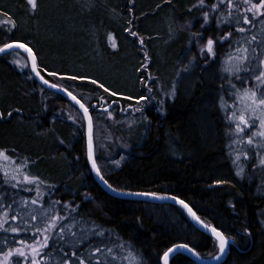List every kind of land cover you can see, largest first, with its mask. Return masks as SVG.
I'll list each match as a JSON object with an SVG mask.
<instances>
[{"label": "trees", "instance_id": "16d2710c", "mask_svg": "<svg viewBox=\"0 0 264 264\" xmlns=\"http://www.w3.org/2000/svg\"><path fill=\"white\" fill-rule=\"evenodd\" d=\"M192 1L35 0L33 9L27 0H0V47L11 42L27 44L44 79L78 93L92 120L97 168L110 186L171 195L184 201L202 223L222 231L228 240V253L217 264H264V149L251 144L247 153H235L240 141L224 118L227 110L220 112L217 103L225 87L215 65L195 71V81L188 89H177L175 98L162 105L157 101L160 108L157 105L156 111L155 105L147 104L150 93L145 72L139 68L142 55L137 38H146L144 47L150 63H157L158 71L178 67L175 53L170 58V47L161 50L164 60L158 67L155 45L160 37L153 36L150 30L155 29L158 16L169 6L176 22L190 21L187 7ZM221 20L217 34L211 36L214 39L222 35L225 26L245 27L246 34L252 36L264 28V15L248 19L249 25L244 19L233 26L227 25L225 18ZM148 23L152 24L148 27ZM119 24L130 26V31L137 33L136 38L121 34ZM106 29H113L121 51H111L104 44ZM211 30L216 31V27ZM240 37L244 38L239 32L232 34L230 39H234L228 50L229 39L220 44L215 49L217 59L227 55ZM258 37L260 44L251 47L257 59L250 64L245 61L248 67L259 66L264 60V33ZM7 55H0V148H6L11 156L28 158L41 180L49 183L52 195L34 199L27 193L23 195L25 206L21 210L14 207L16 200L9 209L6 200L5 206L0 207V224L5 221L8 225H0V254L11 253L6 264H97L107 245H124L137 254L142 264H160L165 250L177 243L192 248L204 259L218 255V242L195 228L177 205L107 194L87 164L84 122L66 119L58 107L68 104L76 109L75 106L61 95L42 89L28 71H19L9 64ZM105 60L114 65L111 74L117 75L110 81L104 79ZM120 68L125 70L121 75ZM239 74L244 76L245 72ZM122 75L131 80L123 81ZM92 79L103 83L109 92L98 82L92 84ZM79 92L90 100L85 101ZM97 97L108 103L109 111L98 109L104 106ZM128 104L143 110L139 124L131 128L120 123L134 117L129 109L126 113L119 111ZM103 123L116 131L131 150L106 155L95 147L101 136L98 132L97 138V131ZM234 157H239L242 164L240 173L234 167ZM10 197L12 200L20 196ZM65 205L67 212L62 209ZM34 207L41 216L45 212L49 219L58 218L54 220L56 224L47 231L45 226L34 227L31 223L39 218L31 211ZM45 236L49 239L47 247L36 245L33 255L27 251V244L30 247L36 240L41 244ZM22 246L23 256L19 255ZM84 252L91 259L83 258ZM169 264L197 263L178 253Z\"/></svg>", "mask_w": 264, "mask_h": 264}, {"label": "rangeland", "instance_id": "374dc122", "mask_svg": "<svg viewBox=\"0 0 264 264\" xmlns=\"http://www.w3.org/2000/svg\"><path fill=\"white\" fill-rule=\"evenodd\" d=\"M73 3H81V1L84 3L85 0H71ZM70 3L73 4V3ZM164 4H167L168 2L161 1ZM170 3V2H169ZM262 3V0H193L191 4L187 7V11L189 12L190 18L187 23V21L183 22V24L178 23L175 21L173 16V11L167 9H163L161 12L162 14L159 15L158 22L154 25L156 31L150 30V32H153L152 35L155 36L156 34L159 35L158 42H156V61L159 63L158 67H160L163 63L164 57L160 56L161 50H167L170 47V58L172 56V52L175 53V55L178 57V67L176 68H169L165 69L163 72L157 70V63L151 62V57L148 55V52L146 51V48L144 47L146 44V38L144 35H141L139 37L140 41H143V44H139V53L142 55L141 60L139 63L143 71L145 72L144 75V81L145 84H147L148 88L147 91L151 94V99L147 104L154 107L153 105H159L163 104V101H165V97H172L173 92L177 89H183L186 91L188 87L191 85V82L195 81V71L201 72L205 68H209L210 65L214 64L217 68V74L218 79L222 80L224 83L225 89H222L221 98L218 99L219 107L221 108L220 112H225L224 118L227 120L228 123L233 127V133L235 135V138L240 141L239 147H236L234 149L235 153L238 155H242L243 152L246 153V149H249L248 140L249 138H252L253 133L258 131H264V128L260 127V120L264 119V110L256 111L255 113H249L248 115L251 116L252 119L256 120L255 126L245 129L243 133H237L236 125L239 122L236 121H229L228 116L232 114L233 111H236V107L234 105V101L236 100V93L244 92L245 89H252L254 88V85L257 84L256 76H258L261 72H264V60L262 59L261 64L259 66H253L248 67L247 63L241 64L240 57L243 55V52L239 55H237V48L243 50L244 48H248V51L250 54H252V46L256 44H260L258 35H263L264 28H262V31H258V35L252 36L249 33L246 34L245 27H238V29H230L229 27H226L222 31V35L218 36L216 39L212 38V35L217 34V29L219 25H221V19L225 18L227 25H235L238 24L240 19L248 18V19H254L256 17H259L261 15H264V7H260ZM82 5V4H80ZM169 5V4H168ZM253 5H256V7H253ZM72 6V5H71ZM95 6V5H93ZM157 7V6H154ZM173 7V6H171ZM112 12V11H111ZM109 19L111 18V13L108 12ZM207 16V21L205 17ZM152 23L146 24L148 27ZM250 22H248V25ZM120 25V24H119ZM213 27H216V31H212L211 29ZM121 34L126 35L128 38H130L132 35H130L131 27H125L121 26ZM243 28L244 32H241L239 29ZM92 30V29H91ZM113 29H106L103 33L104 35V44L113 51L112 44L115 43L116 49L115 52L121 51L119 44L116 39V35ZM131 30V31H130ZM160 30V32H159ZM149 32V30H148ZM234 32H239L241 35L243 34V39L240 37L239 40L233 42V48L228 51V54L221 55L220 58L217 59L215 54V49L219 48L220 44H223L225 41L229 39V42L226 45V48L228 50V47H230V44L232 43L234 38L232 37V34ZM254 32L253 34H255ZM219 34V33H218ZM109 35L112 36V39H109ZM211 37V38H210ZM227 37L225 40L224 38ZM255 38V39H254ZM212 39L213 44V52L214 55L209 54L207 51V43L208 40ZM146 40V41H145ZM96 42V41H95ZM95 42L94 45H95ZM152 45V44H151ZM111 47V48H110ZM95 49V48H94ZM97 48L95 49V51ZM203 50V52H202ZM98 51V50H97ZM117 51V52H118ZM11 52V53H10ZM7 58L14 64V66L22 72H27L29 69V62L26 58V56L19 52V51H9L7 52ZM10 53V54H9ZM130 57V56H129ZM264 57V55H263ZM127 58V57H126ZM183 61V63H182ZM176 62V61H175ZM182 63V64H181ZM181 64V65H180ZM245 66H247V70L245 69ZM102 67L104 70V79L108 81L114 79L117 77V75L113 76L110 72L111 69L114 67V65L107 63L105 60ZM225 67H230L233 69L234 74H230L228 72L224 71ZM124 68V67H123ZM123 68H120V72H124ZM239 68V71L237 69ZM106 71V72H105ZM245 72L244 76H240L239 73ZM237 76L239 78H237ZM149 77H152L153 79H148ZM160 77V81H159ZM123 81H129L131 80L130 77L122 75ZM132 82V81H130ZM234 83V84H233ZM250 84V85H249ZM232 85H235V88H232ZM222 88V87H221ZM151 89V90H149ZM40 93V91H39ZM101 93V92H100ZM83 96V99L85 101L90 100V97L81 94ZM224 94V96H223ZM155 97V99L152 97ZM95 98V97H92ZM101 98L97 97L96 99ZM102 104L104 107H108V103L104 101V99L101 98ZM137 101H140L138 99ZM129 105V104H128ZM158 105V106H159ZM223 105V106H222ZM76 108V107H75ZM160 108V106H159ZM155 111L157 107L153 108ZM59 111L62 113V115L71 121L79 122L83 121V117L81 116V113L79 110L74 107L64 104L62 106H59ZM77 111V112H76ZM142 111H134L133 114L134 117L130 119L129 121H126L124 118L121 120V124H128L126 126H129L130 128L136 124L138 125L139 115L141 116ZM123 112V111H122ZM247 118V117H246ZM85 127V126H84ZM98 132L101 133L99 142H95V147H99L102 149V151H105L106 155H114L118 151L123 150H131L130 146L122 139L121 136L118 135V133L115 131H111V129H107L103 123V126L100 125L99 129L97 131V138H98ZM93 137H94V130H93ZM96 138V139H97ZM237 140H235L237 142ZM244 141V148L241 147V142ZM253 146L260 147L264 149V136L257 135L255 138H253ZM96 149V148H95ZM0 153H4L3 156H0V189L1 194H10V193H16L18 196L16 199H12L9 201L7 208L9 209V204L12 202H15L14 207L21 210V207L25 206V200L24 196L21 198L24 193L32 194V198L34 199H41L43 196L51 198V191L52 188H50L49 183L42 181L40 177L36 174V171L32 169L31 162L28 161V158L23 157H14L11 156L6 148H0ZM7 157V159H5ZM25 177L28 178V180L33 181L32 183H28L25 181ZM15 185V187H13ZM52 186V185H51ZM0 204H3L2 199H0ZM7 209V210H8ZM64 212L68 211V206L65 205L63 208ZM34 214L38 215L39 218L36 219L35 222H32L31 224H34V227H42L45 226L43 229H49L50 225H55L58 218H51L49 219L47 214L44 212L43 216L40 215L39 210L34 207V209H31ZM58 214V211H55V215ZM35 220V219H34ZM54 221V222H53ZM0 225L2 226H8L5 224V221H3ZM37 227V228H38ZM32 229V230H36ZM49 240V239H48ZM45 238L41 240V244L38 243V240L34 241L30 247H28L27 244V251L29 253H32L36 248V245H44ZM120 245V243H119ZM20 252L25 253L24 247L22 246L20 248ZM32 253V255L34 254ZM11 253H2L0 254V260H2L1 263L6 264L5 262L7 259L11 256ZM107 256L110 257L113 263L116 264H142V262L138 259V256L134 253L133 250L128 249L124 245L112 247L111 250L107 253Z\"/></svg>", "mask_w": 264, "mask_h": 264}, {"label": "snow or ice", "instance_id": "6c2138e0", "mask_svg": "<svg viewBox=\"0 0 264 264\" xmlns=\"http://www.w3.org/2000/svg\"><path fill=\"white\" fill-rule=\"evenodd\" d=\"M27 3L32 5L33 9L36 8L35 0H27ZM253 7H256V5H253ZM260 7H264V0H262ZM205 19L207 21V16L205 17ZM248 22H249L248 18H245V23H248ZM239 30L241 32H244L243 28H240ZM130 35L135 37L136 33L130 32ZM109 39L110 40L112 39L111 35H109ZM224 39L226 40L227 37H225ZM141 44H143V41H141ZM213 44H214L213 40L209 39L208 43H207V51L209 54H212V55H214ZM5 47L11 48L12 45L9 44V45H6ZM19 47H24V46L19 45ZM112 47H113V49H115L116 44L113 43ZM2 51H4V49H0V52H2ZM27 51L31 52V49L29 48V49H27ZM241 51L243 52V55L240 57L241 64H244L245 61H248V63L250 64L253 59H257V57L255 55L249 53L248 48H244L243 50L237 48V55H239L241 53ZM202 52H203V50H202ZM32 70H33V72L36 73L37 76H40V72H38L36 70L35 58H33V69ZM244 70H247V66H245ZM224 71L228 72L230 74H234L233 69L230 67H225ZM237 71H239V68L237 69ZM40 78L45 85H49L50 87L56 89L57 86L55 84H49V81L44 79L43 76H40ZM71 78L76 79V77H71ZM237 78H239V77L237 76ZM148 79H153V78L149 77ZM256 80H257V84L254 88L245 89L244 92H242V93L237 91V93H236V100L234 101L236 111H233L232 114L230 116H228V119H229V121H236V120L239 121L236 125L237 133H243L245 131V129H249V128L255 126L256 120L252 119L251 116L248 115L249 113H255L256 111L264 110V72H261L258 76H256ZM90 82L92 84L97 83V81L94 79H92ZM99 86L104 87L102 84ZM232 88H235V85H232ZM57 90H61V89H57ZM149 90H151V89H149ZM104 91L109 92V89L104 87ZM68 95L71 96L73 100H76V97L72 96L71 92H69ZM110 95H116V93H110ZM173 95H174V93H173ZM141 99H144V98L141 97ZM149 99H151V97H149ZM76 102L80 103L79 100H76ZM139 103L140 102L137 101L138 105H139ZM80 107L84 108L85 113L88 112V108H85L83 104H80ZM105 111H108V109H105ZM134 111H140V107H136L134 109ZM109 115H111L110 112H109ZM260 127L264 128V119L260 120ZM90 128H91V123H90ZM257 135L264 136V131H258V132L253 133L252 138H249V140H248V144H252L253 138H255ZM3 155H4V153H0V156H3ZM5 159H7V157H5ZM89 159L93 160L92 167L95 169L96 164H95V161L92 157L91 141H90V145H89ZM237 159H239V157H237ZM262 163H264V161H262ZM237 174L239 175V173H237ZM97 176L100 177L101 180H103V177L100 176L99 170H97ZM25 181L28 183L33 182V181L28 180L27 177H25ZM13 187H15V185H13ZM33 203H35V201H33ZM180 203L183 204V201H180ZM184 207L187 208L188 205L184 204ZM189 212H191V209H189ZM193 215H194V213H193ZM52 226H54V225H50V227H52ZM13 231H15V229H13ZM61 231H63L62 225H61ZM212 231L215 232L216 230L212 229ZM216 234L221 239L220 252H221V254H223L226 250L225 244L227 243V241H225L224 238L221 237L219 233H216ZM47 243H48V237L45 236V241H44L43 247H47ZM185 248H187L186 245H180L176 249H169V251L164 254L165 264H168V259H169L170 254H175L176 252L180 251V249H185ZM187 250L191 251V249H187ZM34 251H35V249H34ZM37 254H39V252ZM19 255L23 256L24 253L19 252ZM216 259H219V257H217ZM33 264H36V262L34 261ZM81 264H84V262L81 261Z\"/></svg>", "mask_w": 264, "mask_h": 264}, {"label": "water", "instance_id": "95a60500", "mask_svg": "<svg viewBox=\"0 0 264 264\" xmlns=\"http://www.w3.org/2000/svg\"><path fill=\"white\" fill-rule=\"evenodd\" d=\"M9 44H11L12 47L11 48H6L5 46L6 45H9ZM19 45H23L24 47H19ZM0 49H4V51L0 52V54H3L5 52L11 51V50L22 52L26 56V58H27V60L29 62L30 70H31V73H32V76L34 77V79L41 86H43V87H45L47 89H50V90H53V91H56V92H59V93L63 94L80 111V113H81V115L83 117L84 123H85V128H86V136L85 137H86L87 160H88V164H89L90 171H91L94 179L96 180V182L108 194L115 195V196H119V197L143 199V200H147V201H150V202H156V203H158V202H171L173 204H176L177 206H179L180 208L183 209V211L186 213V215L188 216V218L190 219V221L192 222V224L197 229H199V230L205 232L206 234H208L209 236H211L213 239H215L216 241H218L220 245H221V239H220V237L217 236L216 233H219L220 236L223 237L225 241H227V243L225 244V249H226L225 252L223 254H221V252H220L218 254V256H217V257H219V259H216L217 257H215L213 259H206V260H204L192 248H190L188 246L185 249H180V252H183V253L187 254L190 258L194 259L198 264H217V263L221 262L225 258L226 254L228 252V240L225 238V236L222 234L221 231L215 229L212 226H206L205 224H203L202 222H200L199 219L196 217V215L195 214L193 215V211L192 210H191V212H189V209H190L189 206L187 208L184 207V204H186L185 202H183V204L180 203V201H182V200H180L178 198H175V197H172V196L157 197V196H154V195L142 194V193H136V192L122 193L120 191H116L113 188H111L107 183H105L106 181L104 179L101 180L100 177L97 176V170H98L97 166L94 169L92 167L93 160H90L89 159V145H90V141H91L92 157L94 159V155H93V142H92V131H93V129H92V121H91L89 112L85 113L84 108H81L80 107V104L81 103H77L76 102L77 99L76 100H73L72 97L68 95V92L66 90H64L63 88H61V87H59V86L56 85L57 87H56V89H54V88L50 87L49 85H45L43 83V81L40 78L41 75L40 76H37L36 73L33 72V70H32L33 69V58H35V56L32 53V51L31 52L27 51V49H29V48L26 47L24 44H22L21 42H12V43H8V44L3 45L2 47H0ZM35 62H36V58H35ZM36 70H37V65H36ZM49 84H51V83H49ZM57 89H61V90H57ZM90 123H91V128H90ZM100 176H101V174H100ZM212 229H215L216 231L213 232ZM180 245H184V244L175 245L171 249H176ZM187 249H191V251H188ZM168 251H166V252H168ZM173 255L174 254H170L169 259ZM169 259H168V262H169ZM162 264H165V257H164V255L162 257Z\"/></svg>", "mask_w": 264, "mask_h": 264}, {"label": "bare ground", "instance_id": "6f19581e", "mask_svg": "<svg viewBox=\"0 0 264 264\" xmlns=\"http://www.w3.org/2000/svg\"><path fill=\"white\" fill-rule=\"evenodd\" d=\"M133 32H135V31H133ZM136 33V32H135ZM137 34V33H136ZM132 38H136V36L134 37V36H131L130 37V39H132ZM137 40H138V45L140 44V40H139V37L137 38ZM22 43V42H21ZM22 44H24L26 47H28V48H30L27 44H25V43H22ZM117 45V44H116ZM111 48V47H110ZM31 49V48H30ZM116 49V48H115ZM114 49V50H115ZM113 50V51H114ZM31 51H32V49H31ZM32 53H33V51H32ZM3 54H5V53H3ZM3 54H0V55H3ZM34 54V53H33ZM5 60L9 63V64H11V65H13L14 66V64L8 59V58H5ZM36 65H37V62H36ZM139 68L140 69H142L141 68V66H139ZM37 70H38V68H37ZM28 72H29V74H30V77H32L33 79H34V77L32 76V73H31V70H30V66H29V69H28ZM39 72V71H38ZM41 75V74H40ZM42 76V75H41ZM35 80V79H34ZM36 81V80H35ZM159 81H160V77H159ZM37 82V81H36ZM100 85L102 84L103 86H104V84L103 83H101L99 80L97 81ZM38 83V82H37ZM49 83H51V82H49ZM39 84V83H38ZM51 84H54V83H51ZM40 85V84H39ZM55 85H57V84H55ZM57 86H59V85H57ZM40 87L42 88V89H45V90H48V91H51V92H53V93H57V94H59V95H61L64 99H66L68 102H70L71 104H73L69 99H67L63 94H61V93H59V92H56V91H53V90H50V89H47V88H45V87H43V86H41L40 85ZM59 87H61V86H59ZM105 87V86H104ZM61 88H63V87H61ZM108 88V87H107ZM64 89V88H63ZM64 90H66V89H64ZM68 93H69V91L68 90H66ZM72 93V96H75L76 97V99L77 100H79V102L81 103V104H83L84 105V107H85V104L77 97V92H71ZM174 93V95L172 96V97H165V101L166 100H173L174 98H175V96H176V91H174L173 92ZM152 94V93H151ZM150 94V95H151ZM165 101H163V102H165ZM218 103V102H217ZM159 104V103H158ZM74 105V104H73ZM93 105H95V103H93ZM111 105H113L112 103H111ZM218 105H219V103H218ZM60 105H58V107H59ZM75 106V105H74ZM76 107V106H75ZM152 107V106H151ZM155 107H157V105L155 106ZM111 107H104V108H98V109H102L103 111H105V109H108V111H109V109H110ZM136 108V106L135 105H127L126 107H122V108H120L119 109V111H123L122 113H126V111L129 109V110H131L132 112H133V110ZM88 112H89V110H88ZM131 149V148H130ZM96 153V151H95V149H94V147H93V155ZM247 153V152H246ZM86 160H87V149H86ZM95 160V159H94ZM239 161V159H237V158H235L234 157V167H235V169L237 170V172H239L240 171V169L242 168L241 167V163H239L238 162ZM96 163V162H95ZM87 164H88V160H87ZM88 166H89V164H88ZM97 166V165H96ZM32 169H34L35 171H36V174L37 175H39L38 174V172H37V170L34 168V167H32ZM240 173V172H239ZM102 176V175H101ZM39 177V176H38ZM104 179V178H103ZM95 180V179H94ZM96 181V180H95ZM97 183V182H96ZM107 183V182H106ZM98 184V183H97ZM108 184V183H107ZM99 185V184H98ZM109 185V184H108ZM100 186V185H99ZM110 186V185H109ZM101 187V186H100ZM111 188H113L112 186H110ZM102 188V187H101ZM103 189V188H102ZM114 190H116V191H120V192H122V193H131V191H125V190H118V189H115V188H113ZM104 190V189H103ZM105 191V190H104ZM106 192V191H105ZM107 193V192H106ZM136 193H142V194H149V195H154V196H157V197H165V196H171V195H155V194H152V193H147V192H136ZM108 194V193H107ZM14 196V195H17L15 192L14 193H10V194H1V189H0V199H2V201H3V204L1 205L0 204V207H2V206H5V200H6V202L7 201H10V196ZM23 195H25V193L23 194ZM23 195H21V196H23ZM109 195H111V194H109ZM18 196V195H17ZM111 196H114V197H118V198H124V199H136V198H126V197H119V196H115V195H111ZM172 197H174V196H172ZM175 198H177V197H175ZM179 199V198H178ZM138 200H142V201H146V202H150V201H147V200H143V199H138ZM181 200V199H180ZM184 202V201H183ZM9 203V202H8ZM151 203H156V202H151ZM163 203H171V202H158L157 204H163ZM173 204V203H172ZM176 205V204H175ZM179 207V206H178ZM38 209V208H37ZM182 209V208H181ZM39 210V209H38ZM183 210V209H182ZM8 217H10V215H8ZM200 222H201V220H199ZM15 222L16 223H18L16 220H15ZM262 222H263V226H264V216H263V220H262ZM192 223V222H191ZM204 224V223H203ZM206 225V224H205ZM206 226H210V225H206ZM196 228V227H195ZM199 230V229H198ZM201 231V230H200ZM203 232V231H202ZM222 232V231H221ZM205 233V232H204ZM222 234H223V232H222ZM208 235V234H207ZM218 242V241H217ZM179 244H182V243H177V244H174V245H172V246H170L169 248H167L166 250H165V252L166 251H168L169 249H171L172 247H174L175 245H179ZM218 244H219V242H218ZM111 248L112 247H109V245H107V247L105 248V250L103 251V254L101 255V258H98V260H96L98 263L97 264H116V263H113L111 260H113V259H111L110 257H108L107 256V253L111 250ZM164 252V253H165ZM164 253L161 255V258H160V264H162V257H163V255H164ZM178 253H183V252H180V251H178V252H176L174 255H176V254H178ZM185 254V253H184ZM137 255V254H136ZM173 255V256H174ZM187 255V254H186ZM173 256H171L170 257V259L173 257ZM188 256V255H187ZM82 257L83 258H89V259H91V255L89 254V253H87V252H84L83 254H82ZM170 259H169V262H170ZM192 259V258H191ZM202 259H204V258H202ZM195 263H197L194 259H192ZM204 260H206V259H204ZM107 263H106V262ZM169 262H168V264H169ZM198 264V263H197Z\"/></svg>", "mask_w": 264, "mask_h": 264}]
</instances>
